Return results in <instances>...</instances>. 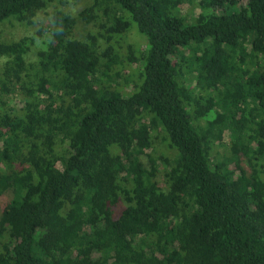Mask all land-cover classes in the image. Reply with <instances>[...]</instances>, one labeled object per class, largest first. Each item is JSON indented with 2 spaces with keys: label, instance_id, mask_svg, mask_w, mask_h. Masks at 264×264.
Instances as JSON below:
<instances>
[{
  "label": "trees",
  "instance_id": "16d2710c",
  "mask_svg": "<svg viewBox=\"0 0 264 264\" xmlns=\"http://www.w3.org/2000/svg\"><path fill=\"white\" fill-rule=\"evenodd\" d=\"M56 1L0 0L52 8L0 41V264H264V0Z\"/></svg>",
  "mask_w": 264,
  "mask_h": 264
},
{
  "label": "rangeland",
  "instance_id": "374dc122",
  "mask_svg": "<svg viewBox=\"0 0 264 264\" xmlns=\"http://www.w3.org/2000/svg\"><path fill=\"white\" fill-rule=\"evenodd\" d=\"M200 1L201 0H190V3L184 5L183 12L187 15H197L201 12H204L201 8L195 6V4L197 5ZM87 4L88 0H57L54 5L63 11L69 12L72 16L76 17ZM207 7L212 8L214 10L217 9L212 5L210 1L207 2ZM51 11L52 8L39 13L35 20V23L31 26L21 25L15 21H7L3 24H0V41L10 42L20 40L23 37H32L35 38L36 41V46L34 47V50L44 48L45 38L40 39L39 37H37V33L42 28V26L47 23L49 19L48 14L51 13ZM96 31V27L78 21V25L75 30V37L82 39L87 35V33H95ZM129 45H133L134 48L135 46L140 47L144 45V41L142 38L139 37V35L136 34V32H132L127 38V40L123 42V48L121 50L123 55H126ZM194 84L195 83L193 82L192 85ZM3 101L5 105H13L18 103L20 99L18 97L14 98L11 96L3 99ZM154 135L155 141L153 152L159 155H163L165 157H169L171 155V151L168 145L164 142L162 134L158 136L157 133H155ZM230 143L231 137L229 133H226L224 139V147L228 148L229 146H231ZM224 147L219 148L218 152L223 153L225 150ZM220 158L222 157H220L218 154L214 155V159H216L215 161H219Z\"/></svg>",
  "mask_w": 264,
  "mask_h": 264
}]
</instances>
